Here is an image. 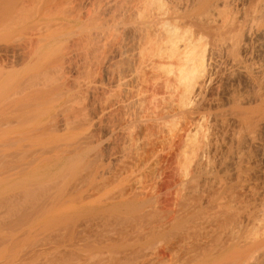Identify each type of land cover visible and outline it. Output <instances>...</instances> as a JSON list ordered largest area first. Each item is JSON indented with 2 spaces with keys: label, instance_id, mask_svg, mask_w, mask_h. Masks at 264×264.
<instances>
[{
  "label": "bare ground",
  "instance_id": "obj_1",
  "mask_svg": "<svg viewBox=\"0 0 264 264\" xmlns=\"http://www.w3.org/2000/svg\"><path fill=\"white\" fill-rule=\"evenodd\" d=\"M167 1L176 2L0 0V56H6L8 62L0 64V155L7 156L2 157V160L8 159L5 162L0 160L1 164L4 162L0 165V264H120L122 261L120 256L119 259L117 256L116 259L110 256L105 259L104 248L110 245L107 242L104 246L98 243L103 249L93 247L90 253L81 254V251L89 249L91 245L85 242V238L83 242L78 240L83 239L85 234L83 236L76 226L62 231L61 234H66L61 235L59 230L54 231L57 228L48 234L46 230H41L42 225H38L69 219L67 217L84 205L87 198L99 193L101 187L108 182V173L116 165L114 162L118 160V155L114 149V136L126 137L131 119L125 114L122 101L114 98L106 103L105 99L111 98L113 91L111 85L114 82L109 78L111 64L115 57L122 54L119 37L115 31L122 28L125 21L128 24L132 14L140 17L138 26L132 27L134 31L137 30L141 42L137 67L150 60L152 73L147 77L145 87L151 91H158L162 84L173 79L182 84L184 97L195 98L204 83L212 79L211 70L215 67L223 69V74L215 82L222 78L233 79V72L247 77L248 67L236 58L235 53L238 49L249 53L241 40H250L253 37L256 38L255 48L263 62L251 65L250 68L264 74V0H259L257 7L241 27V32L233 40L226 41V35L222 33L218 47L202 46L201 49H198V40L188 36L187 29L177 24L176 11H169V7L164 6ZM193 1L197 5H190L192 10L200 9L220 16L218 7L224 5L227 0ZM221 20L227 28L229 21L223 18ZM74 27L77 30L72 29ZM180 41L182 48H179ZM166 51L167 56H164ZM11 63L20 65V78L9 88L2 89L17 72ZM161 75H164V79L156 82L154 78ZM143 95L140 101L146 110L150 107V100L148 95ZM81 99H86V102H81ZM88 106V110L91 106L93 108L86 117ZM239 111L243 114L249 112L242 108ZM256 111L259 113L258 125L264 129V107ZM114 112L120 113L119 119L108 123V118ZM203 116L204 114H199V117ZM235 119L236 122L246 125L244 120L241 121L237 117ZM94 126L101 128L100 137L94 138ZM247 137L250 143L258 144L250 132H247ZM94 141L100 148H84ZM198 149V143L191 140L189 156L194 157ZM238 156L237 151L232 152L229 161L233 162ZM97 158L105 159L114 166L107 164L95 168L94 160ZM151 215L149 217L153 221V212ZM17 220H20L19 226L15 224L16 230L12 229L14 232H2L4 223L8 222L5 226L9 229V222L18 223ZM135 220L132 224L136 227L137 218ZM133 225L130 229L134 228ZM108 226L114 227L112 224ZM261 229L259 232L263 233ZM37 231L43 236H34L33 233L36 235ZM108 231L104 232L107 234ZM251 232L252 230L244 233L246 237H240L241 243L233 245L222 255L221 258L225 262L223 264H258L255 261L250 262V258L255 253H263L264 235L258 239L260 233L257 231L259 234L256 233L255 236L256 234ZM195 234L197 233L192 235ZM118 235L121 237V232ZM118 235L115 238L119 240ZM181 239L183 241V237ZM99 240H102V237ZM202 242L201 244L204 243ZM164 244L156 250L165 249ZM167 245L171 246L170 243ZM61 248L67 249V254L56 250ZM119 248L111 250L116 249L115 251L119 252ZM130 248L128 246V249ZM195 248L197 249L196 246ZM193 249L188 253H192ZM105 250L109 252L108 249ZM136 250L138 251V248ZM102 252L105 254L102 255ZM155 252L151 256H156ZM140 253L138 255H144V252ZM166 254L162 253L161 256L168 257L169 253ZM129 257L125 261L129 260ZM167 259L171 260L169 257ZM131 260L132 257L129 261ZM145 260L143 264L149 259ZM136 261H133V264L138 262ZM160 261L168 264V261ZM217 261L214 263L217 264Z\"/></svg>",
  "mask_w": 264,
  "mask_h": 264
},
{
  "label": "rangeland",
  "instance_id": "obj_2",
  "mask_svg": "<svg viewBox=\"0 0 264 264\" xmlns=\"http://www.w3.org/2000/svg\"><path fill=\"white\" fill-rule=\"evenodd\" d=\"M175 1H167L164 6H168L169 11H176L177 24L187 29L188 36L198 40V49L202 46L218 47L222 33H225L226 41L233 40L241 32V27L259 2L227 0L224 5H219V16L200 9L192 10L190 5L194 4L193 0ZM133 15L128 24L125 21V25L115 31L119 37L122 54L115 57L111 64L109 78L114 82L111 85L113 91L111 98L105 99L106 103L114 98L122 101L125 105V114L131 119L130 125L127 126L129 130L127 136L115 135L116 141L114 137L112 138L118 155V160L114 162L116 165L110 163L114 167L108 173V182L101 187L98 194L87 198L84 205L68 216L69 219L45 222L44 225L41 223L38 227L42 225L40 229L46 230L48 234L57 228L54 231L59 230L61 234L62 231L76 226L82 231L83 236L84 234L86 236L78 240L83 242L85 238L84 241L91 245L89 249L81 251V254L90 253L93 247L103 249L100 246H104V243L106 245L107 242L110 245L104 248L103 252L106 254L103 252L101 254H105V259L109 256L113 258L117 256L119 259L120 256L122 260L120 264L123 262L133 264L136 259L138 262L134 264H143L146 262L145 258L149 260L144 264H155L160 260L168 261V257L171 260L173 258L172 262L169 259L168 264H215L217 260V264H223L222 255L233 245L241 243L246 237L244 233L257 229L259 232L261 228L262 232L264 231V129L258 125L259 113L256 111L264 107V74L250 68L251 65L263 62L255 48L256 38L241 40L249 53L246 54L241 49L235 53L236 58L248 67L247 77L233 72V79L222 78L215 82L223 74L222 68L215 67L211 70L212 79L204 83L199 94L195 98H188L183 96L182 84L173 79L162 84L158 91H151L145 87L147 77L151 76L152 66L150 60H147L141 67H137L141 42L137 30L134 31L132 27L138 26L140 17ZM221 18L229 21L227 28L223 26ZM72 29L77 30L76 27ZM181 43V41L178 43L179 48H182ZM163 55L167 56V51ZM5 57L0 56V64L8 63ZM13 65L17 72L2 89L9 88L20 78V65ZM162 79L164 75L154 78L156 82ZM143 94L148 95L150 100V107L146 110L140 101ZM84 100L86 99H81V102H86ZM88 108L89 106L86 109V117L93 106L89 110ZM241 108L249 112L243 114L239 111ZM114 114L108 118V123L119 119L120 113ZM199 114L204 116L199 117ZM236 117L244 120L246 125L243 122H236ZM100 129L99 126H94L92 129L94 138L101 136ZM247 132L252 134L258 144L250 143ZM191 140L199 145L194 157L189 156ZM84 148L95 150L100 148V145L94 141ZM235 151L239 156L230 162V155ZM0 156L1 161L8 160L7 158L2 160V157H7L6 155ZM1 161L0 165H3L4 162L1 164ZM107 164L110 165L105 159L94 160L95 168ZM152 212L155 216L153 221L150 218ZM143 216H147L148 219ZM135 218L140 224L139 226L136 224V227L133 225ZM14 220L16 221L15 218ZM11 221L9 224L12 227L7 225L9 229L5 226L8 222L3 224L5 228L1 225L2 232L16 230L15 227L20 220H17L18 223L12 222L13 224ZM143 221L145 223L142 225ZM110 224L114 227L109 228ZM132 225L135 229H130ZM116 229L120 230L121 237L118 235L119 232H115L118 231ZM107 230L109 235L105 233ZM38 233L33 234L38 238L43 236L42 233ZM99 233H103L104 237ZM194 233L198 235L201 233V236L192 235ZM263 233L255 236L259 239ZM116 235L119 236V240L115 238ZM178 236H182L183 241L182 237ZM101 237L102 240H99ZM262 238L264 239V236ZM166 242L173 246L167 245ZM196 243L201 248L195 245L196 249L194 246ZM163 244L168 251L163 249L162 253H169L168 257L167 254L163 256L165 259L161 256V251L156 250ZM123 245H128L129 248L137 246L138 251L137 248H133V251ZM116 247L117 249L120 247L119 252L118 250L116 252V249L111 250ZM191 247L194 248L193 252L188 253L189 250L192 251ZM124 249L128 251H123ZM56 250L59 253L68 252L65 248ZM154 251L157 252L156 256H151L154 255ZM127 252L133 253L132 256ZM140 252H144L141 260L142 256L138 255ZM125 255L132 257L133 260L130 262L129 257V260L125 261L128 259ZM250 259V262L264 264V251L255 253ZM159 264L163 263L160 261Z\"/></svg>",
  "mask_w": 264,
  "mask_h": 264
}]
</instances>
